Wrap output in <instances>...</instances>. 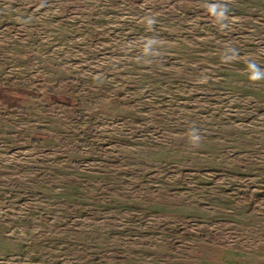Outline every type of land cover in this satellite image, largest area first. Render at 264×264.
Segmentation results:
<instances>
[{
	"label": "rangeland",
	"instance_id": "rangeland-1",
	"mask_svg": "<svg viewBox=\"0 0 264 264\" xmlns=\"http://www.w3.org/2000/svg\"><path fill=\"white\" fill-rule=\"evenodd\" d=\"M0 264H264V0H0Z\"/></svg>",
	"mask_w": 264,
	"mask_h": 264
},
{
	"label": "trees",
	"instance_id": "trees-1",
	"mask_svg": "<svg viewBox=\"0 0 264 264\" xmlns=\"http://www.w3.org/2000/svg\"><path fill=\"white\" fill-rule=\"evenodd\" d=\"M7 104H8V102H7ZM9 105V104H8Z\"/></svg>",
	"mask_w": 264,
	"mask_h": 264
}]
</instances>
